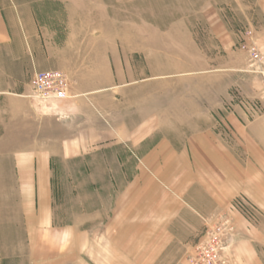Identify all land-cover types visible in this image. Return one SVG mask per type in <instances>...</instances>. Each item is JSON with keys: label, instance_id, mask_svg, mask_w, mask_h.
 Listing matches in <instances>:
<instances>
[{"label": "rangeland", "instance_id": "rangeland-1", "mask_svg": "<svg viewBox=\"0 0 264 264\" xmlns=\"http://www.w3.org/2000/svg\"><path fill=\"white\" fill-rule=\"evenodd\" d=\"M1 1L8 7L11 25L18 11H32L33 0ZM91 1L104 4L106 46L130 49L122 59L131 71L121 74L125 79L129 74L135 76L136 82L97 93L93 110L105 128L102 141L99 138L86 152L50 157L46 206L30 181L36 169L25 166V182L20 183L15 158L11 152L0 153V264H140L133 261L145 255L146 233L112 232L111 227L128 228L135 220H145L146 211L157 212L163 203L168 207L166 196L175 194L161 182L160 168L155 172L148 169L143 159L179 126L164 110L176 105L177 96L199 97L212 116L210 126L224 141L230 136L228 113L243 115L246 123L264 114L261 83L248 71L244 44L249 33L264 52V0ZM47 9L44 6L42 11ZM17 28L23 40L18 37L10 45V58L22 56L24 51L31 57L34 45L23 38L22 26ZM23 68L29 70L24 78L19 76ZM34 68L31 62L10 63L19 83L8 80L9 93L21 91L31 97V79L41 71ZM68 94L72 96L70 88ZM33 103L34 120L25 121L26 131L37 123L40 145H52L48 140L60 130V122L48 115V108ZM0 126L16 132L15 121L0 118ZM236 152L245 161V155ZM236 205L249 225L264 229V215L256 204L242 196ZM229 206L217 218L206 217L201 235L220 220H231L234 233L224 253L235 264L232 249L238 233ZM109 224L110 231L106 230ZM181 232L178 236H183ZM198 241L188 247L174 241L155 264H174L182 258L187 262ZM257 250L264 259V246L257 244Z\"/></svg>", "mask_w": 264, "mask_h": 264}, {"label": "crops", "instance_id": "crops-1", "mask_svg": "<svg viewBox=\"0 0 264 264\" xmlns=\"http://www.w3.org/2000/svg\"><path fill=\"white\" fill-rule=\"evenodd\" d=\"M30 5L32 11H18L17 20L15 23L12 20L11 25L9 11L6 12L8 7L0 0V118L16 123V132L9 126H0V153L11 152L20 183L25 182V166L36 169L30 181L36 185L37 195L46 206L50 157L56 153L73 156L89 151V146L99 142V138L102 141L105 128L93 110L97 93L105 88L120 87L123 82L132 84L136 77L129 74L125 79L121 74L131 71L130 65L122 59V55L131 53L130 49L126 52L114 44L106 46L103 3L33 0ZM44 6L48 7L46 11H42ZM18 26H22L23 38L32 41L34 47L31 57L24 55V51L22 56L11 59L9 47L21 36ZM25 62L28 65L31 62L34 69L41 71L63 72L72 96L55 103H43L21 91L9 93L8 80L19 83L18 73L13 74L16 72L10 69V63ZM27 75L29 70L23 68L19 76ZM31 98L48 108V115H54L55 121L60 122V130L48 140L52 145H40L41 130L37 123L32 125L31 131H26L25 121L34 120L35 114ZM174 104L173 108L164 110V114H170L168 117L177 120L179 126L172 129L170 137L152 146L143 158L148 169L155 172L160 168L158 176L174 191V196H166V203H170L168 207L163 203L159 213L146 211L145 220L140 219L139 223L135 220L128 228L111 227L112 232L146 233L145 255L133 261L135 263L155 264L174 241L188 247L200 240L208 221L206 217L217 218L220 210L236 197L246 196L264 215V114L246 123L243 115L228 113L230 136L225 142L218 130L210 126L212 116L204 110L199 97L177 96ZM192 122L194 126L190 127ZM90 136L93 140L88 139ZM234 149L245 155V161L236 156ZM228 210L238 233L232 249L235 264H264L257 250V244L264 246V229L249 225L246 216L239 211ZM111 224L106 230L110 231ZM180 231L183 236H178ZM175 263L188 264L183 258Z\"/></svg>", "mask_w": 264, "mask_h": 264}, {"label": "built area", "instance_id": "built-area-1", "mask_svg": "<svg viewBox=\"0 0 264 264\" xmlns=\"http://www.w3.org/2000/svg\"><path fill=\"white\" fill-rule=\"evenodd\" d=\"M246 39L244 44L248 55V71L259 78L261 92L264 94V52L250 38L249 33H246ZM31 88V97L43 103L69 97V83L66 75L58 70L35 72L31 79ZM239 197L231 201L229 208L240 212L236 205ZM233 233L234 226L227 218L208 227L194 246L193 253L187 257L188 264H231L224 252L232 241L230 239Z\"/></svg>", "mask_w": 264, "mask_h": 264}, {"label": "bare ground", "instance_id": "bare-ground-1", "mask_svg": "<svg viewBox=\"0 0 264 264\" xmlns=\"http://www.w3.org/2000/svg\"><path fill=\"white\" fill-rule=\"evenodd\" d=\"M226 251V250H225Z\"/></svg>", "mask_w": 264, "mask_h": 264}]
</instances>
